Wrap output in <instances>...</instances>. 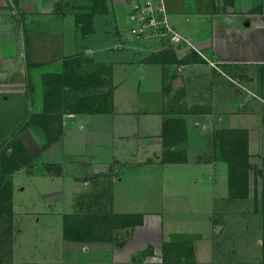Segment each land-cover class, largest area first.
Wrapping results in <instances>:
<instances>
[{"label":"crops","instance_id":"1","mask_svg":"<svg viewBox=\"0 0 264 264\" xmlns=\"http://www.w3.org/2000/svg\"><path fill=\"white\" fill-rule=\"evenodd\" d=\"M165 3L170 23L191 45L173 50L178 63L162 65L125 50L127 0H0V155L14 151L8 139L23 124L15 140L28 156L10 173L11 215L4 222L0 213V237H8L7 246L0 245V264H174L171 255L162 259L164 243L174 251L184 246L175 241L190 237L196 263L234 261L233 239L212 222L232 199L228 167L214 158L213 137L218 129H245L250 159L264 174V0ZM80 56L111 66L109 110L63 114L60 133L48 141L46 128L29 121L32 112H41L36 86L42 88V75L58 74V62ZM183 69L192 76L174 77ZM244 72L254 73L262 95L236 113L232 101L239 93L217 83ZM204 81L214 87L208 109L204 94L191 101ZM179 83L185 85L184 106L198 111L180 114L175 102L170 105ZM177 118L183 139L165 143L164 122ZM165 151L180 159L160 162ZM96 176L101 181L92 183ZM123 178L132 180L128 191L119 189ZM137 178L173 183L167 192L173 195L165 198L174 209L163 217L138 210L144 196L136 191ZM118 200L129 202V209L114 211ZM78 213L139 215L141 221L115 229L110 240L65 239L63 215Z\"/></svg>","mask_w":264,"mask_h":264},{"label":"rangeland","instance_id":"2","mask_svg":"<svg viewBox=\"0 0 264 264\" xmlns=\"http://www.w3.org/2000/svg\"><path fill=\"white\" fill-rule=\"evenodd\" d=\"M127 36H129V33H126ZM130 40V37H129ZM126 51H129L130 53H134L137 57H144V51H136L131 47H126ZM146 56V55H145ZM108 63L100 62L96 60L94 57L89 56H80L76 58H70V59H64L55 65V70H58L59 76H62L64 73L74 74L76 77H83L88 76V74L95 75L97 78V75H103L105 76L106 70H107ZM111 67V66H110ZM156 70L159 72L160 66L155 67ZM184 72L181 74L180 71H176L174 73V77H177L180 73V76H186L184 78H189L192 76L191 71H186V69H183ZM229 74V73H228ZM234 74V73H233ZM239 76L238 79L230 78L227 79L223 77V81H218V85H221L222 83H229V87L232 89L233 95L239 93V100L238 98L236 101H232V105L235 108L236 113H243L250 105H252L254 102L259 101L258 96L262 95V92L259 90L257 83L258 80L255 77L254 73L246 74L245 72L242 73H235ZM234 74V75H235ZM51 75L52 74H44L42 75V88L39 89V85H37V94L40 95V102L39 103V109L43 108V94L44 91L49 88L52 84L48 81H51ZM204 76L210 78L214 77L213 75L204 74ZM229 76H231L229 74ZM147 79V78H146ZM40 80V79H38ZM57 80V78H56ZM214 81V80H213ZM96 82V81H95ZM37 84H39V81H36ZM80 83V82H79ZM206 83H209L208 81H204L203 87H200L199 85H196L194 90H192V102L196 99V94L200 93L202 96V100L204 102L203 109H208L207 104H210L211 95H212V89L214 87L211 86L209 88ZM112 87V83L110 85ZM109 86V87H110ZM66 87V86H65ZM63 89V92L61 93L62 97L60 99H57V95L52 99H50V102H53V106H49V111L47 114L54 113V115L57 114L58 105L62 104V106L70 107L72 104H75V102L80 101V99L83 96L89 95V91L87 89H82L81 87H77L76 90H71L69 87H66ZM108 86L100 87V88H94L90 90V93H100L103 91H107L109 89ZM222 87V86H221ZM39 89V90H38ZM223 88H218L217 91H221ZM199 90H202L200 92ZM185 91V85L183 84H177L174 86L173 91L171 92L172 101H170V105H172L175 102V108L174 110L180 112V114H184L187 112L192 113L193 111H198L199 106L196 108L188 106H184V103L186 104L187 96ZM37 95V96H38ZM170 96V97H171ZM209 98V99H208ZM174 99V101H173ZM199 99H196L198 101ZM259 103V102H257ZM179 105V106H177ZM242 124V122H240ZM249 162L251 165L250 170L248 173V186H247V195L246 197H233L232 199H228L225 203H223L220 206L221 211L218 213V215H214L212 217V222L215 221L213 224L220 225L221 229L223 230L224 236L229 240L233 239L232 243V250H233V258L231 260H234L233 262L225 263L224 261L222 263H213V264H264V246H262V241L264 240V184L263 180L256 176L254 173V168L258 169V163H255V161H252L249 157ZM257 162V160H256ZM101 179H98V177L92 178V183L100 182ZM132 180H128L127 178H123V183L120 185L119 189H122L124 191H128L132 185ZM150 181V180H149ZM131 182V184H130ZM137 182L142 186V188H137L136 191H142L143 192V202L139 203L142 205L138 210H147L150 212H160L162 214V217L176 206L174 201L166 199L165 197L172 196L173 194H169L167 192H171L170 190L172 187H175L173 183H169L167 181L161 182V181H154L152 184H149V182L146 181L145 178H137ZM97 185V184H96ZM122 193V191H120ZM119 203V204H118ZM129 204V202H127ZM82 204V203H81ZM84 205L87 203H83ZM128 204H122L120 205V200L117 201V203L113 206V210L116 212H125V209H129ZM137 205V204H136ZM138 206V205H137ZM139 207V206H138ZM99 210H102L100 208H97ZM174 218V217H173ZM203 223H201L202 226ZM1 224H0V234H2L3 230H1ZM206 227V226H205ZM207 228V227H206ZM204 228V229H206ZM187 229L196 230L195 227H189ZM232 236V237H231ZM6 239H8L7 236H4V238L0 237V245H4V248L6 245ZM194 238H181L178 241H175L178 244H182L184 246L180 247V249H174L172 251L170 260L174 264H198L195 262L194 253H193V247L192 243H194ZM183 248V249H182ZM189 248V250H187ZM4 254L3 252H1ZM228 253V252H227ZM5 259V256H4ZM154 259H160V254H157ZM235 260L238 261V263H235ZM193 261V262H192ZM213 262V261H212ZM203 264H212L210 263H203Z\"/></svg>","mask_w":264,"mask_h":264},{"label":"trees","instance_id":"3","mask_svg":"<svg viewBox=\"0 0 264 264\" xmlns=\"http://www.w3.org/2000/svg\"><path fill=\"white\" fill-rule=\"evenodd\" d=\"M144 61L156 62L162 65L169 63H178L172 49L160 51L158 53L149 54L144 56ZM88 74V76L76 77L73 73H64L62 76L51 75L53 83L49 88L44 91L43 108L41 112L33 113L29 121L32 123L42 125L46 128L47 139L51 141L58 133H60V118L65 113H82V112H107L111 103V67L107 66L105 78L103 75ZM57 78V80H56ZM96 81V82H95ZM80 82V83H79ZM69 88L81 87L87 89L89 95L83 96L80 101L75 102L70 107L58 105L57 114H47L49 106H53L49 98L57 99L62 97L63 87ZM110 86L107 91L90 93L91 89ZM32 83H28V92L33 97ZM175 108V107H174ZM169 122V121H168ZM172 123L164 122V135L166 143L167 139L170 141H181L184 135V124L182 119H172ZM24 125L22 124L8 139V143L15 146L14 151L5 156L0 155V213L5 215V222L7 217L11 215V201H10V186L13 165H23L28 156L22 151L21 145L15 140L17 131ZM247 131L245 129H218L214 133L213 146L214 158L218 161H223L228 167V189L230 197H246L248 186V171L251 168L249 162ZM181 154H173V152L165 151L160 158V162L178 161ZM254 174L263 180L264 174L260 169L254 168ZM139 215L130 214H114V213H78V214H65L63 215V236L65 239L72 241H102L110 240L115 229L123 228L134 225L140 222ZM6 232H4V235ZM169 245L165 244L162 247V259L166 262L172 254ZM264 246V240L262 241ZM146 252H152L150 249ZM145 253H143L144 255Z\"/></svg>","mask_w":264,"mask_h":264},{"label":"built area","instance_id":"4","mask_svg":"<svg viewBox=\"0 0 264 264\" xmlns=\"http://www.w3.org/2000/svg\"><path fill=\"white\" fill-rule=\"evenodd\" d=\"M129 45L144 56L191 45L170 23L165 0H127Z\"/></svg>","mask_w":264,"mask_h":264}]
</instances>
